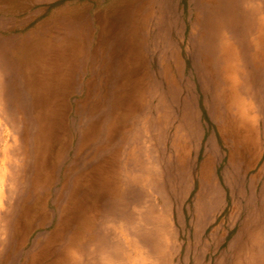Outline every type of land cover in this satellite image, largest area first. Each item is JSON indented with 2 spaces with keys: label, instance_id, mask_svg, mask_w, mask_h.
<instances>
[{
  "label": "rangeland",
  "instance_id": "1",
  "mask_svg": "<svg viewBox=\"0 0 264 264\" xmlns=\"http://www.w3.org/2000/svg\"><path fill=\"white\" fill-rule=\"evenodd\" d=\"M224 1L0 0V264H264V144L252 171L238 156L253 146L239 130L242 101L261 106L253 131L264 142V13L257 0H232L228 18ZM76 25L86 28L82 41L73 37L82 51L101 49L95 79L93 56L77 58L75 76L77 48L54 39ZM224 40L243 58L220 60ZM71 51L65 68L60 56ZM45 61L55 71L50 87ZM55 93L62 106L53 114ZM48 214L52 225L41 227ZM60 215L62 233L47 241ZM254 229L253 263L236 254Z\"/></svg>",
  "mask_w": 264,
  "mask_h": 264
},
{
  "label": "bare ground",
  "instance_id": "2",
  "mask_svg": "<svg viewBox=\"0 0 264 264\" xmlns=\"http://www.w3.org/2000/svg\"><path fill=\"white\" fill-rule=\"evenodd\" d=\"M229 1H232V0H225L224 1V4H225V6H226V12H227V14H226V16L228 17V18H230L229 16H230V12H232V11H230V9H231V5H230V3H229ZM234 1V0H233ZM246 1H248V3H252L254 0H246ZM257 1H259V3H258V5H259V7H260V13H261V11H262V13H264V0H257ZM244 4V3H243ZM235 5V4H234ZM219 7H220V5H219ZM234 7H236V6H234ZM202 10V9H201ZM241 10V9H240ZM243 10V9H242ZM241 10V11H242ZM257 10H258V7L256 8V7H253L252 5L251 6H249V9H248V12H250V14H251V16L254 18V16L256 15V13H257ZM245 11H247V10H245ZM256 11V12H255ZM255 12V13H254ZM253 13H254V15H253ZM247 14V13H246ZM210 15L211 14H209V17H210ZM240 15H241V13H240ZM239 15V16H240ZM233 15H231V17H232ZM100 18V17H99ZM217 18V17H216ZM227 18V19H228ZM233 19H235V17H232ZM230 19V21L229 22H232V20L233 19ZM72 19L74 20V22H76L75 24H81V22H82V20L79 18V15H75V16H73L72 17ZM210 19V18H209ZM264 19V18H263ZM205 20V19H204ZM216 21H219L218 19H216ZM223 22H225L224 20H222ZM208 22V21H207ZM250 22V21H249ZM211 23H213V22H211ZM219 23V22H218ZM215 25V24H214ZM226 25H227V23H226ZM250 25V24H249ZM238 25H236V27H237ZM263 26H264V22H263ZM209 27V26H208ZM214 27V26H213ZM220 27V26H219ZM227 27H229V26H227ZM216 28H218L217 26H216ZM85 27H84V25H82V26H79V25H76V27L75 28H72L71 29V31L70 32H57V34L54 36V39H58L59 37H60V35H63V37H67V38H71V43H73L74 45H75V48H77L74 52H73V54L75 53L76 54V57H75V59L78 61V62H76L77 63V65H76V63H75V70L74 69H72L73 70V73L75 74V76H77L78 75V73H79V71L81 70L80 68H77V67H80L81 66V68H82V65H81V63L79 62V60L77 59V58H79V59H81L80 57H83L84 55H88L89 56V54H86L84 51H82V48L80 49V47L78 46V42H74L73 41V37H79V39H81V41H82V38L84 37V31H85ZM142 29V28H141ZM215 29V28H214ZM223 29V28H222ZM233 29V28H232ZM210 30V29H209ZM215 30H217V29H215ZM236 30V29H235ZM69 31V30H68ZM214 31V30H213ZM235 32V31H234ZM138 33V32H137ZM228 33V32H227ZM208 34V33H207ZM225 34V33H224ZM238 34V33H237ZM211 35H214V34H211ZM218 35V34H217ZM107 36V35H106ZM238 36V35H237ZM240 36V35H239ZM244 36H246V35H244ZM263 36H264V34H263ZM132 37V36H131ZM136 37V36H135ZM200 37V36H199ZM209 37H210V35H209ZM217 37V36H216ZM243 37V36H242ZM66 38V39H67ZM133 38V37H132ZM233 38V37H232ZM255 38V37H254ZM61 39V38H60ZM131 39V38H130ZM207 39V38H206ZM206 39H204L205 41H206ZM235 39V38H234ZM244 39H245V37H244ZM102 40V39H101ZM132 40V39H131ZM202 40V39H201ZM241 40V39H240ZM58 41L59 40H55V43H56V45H54L53 47H56L57 46V44H58ZM110 41V40H109ZM42 42V41H41ZM52 42V41H51ZM246 42V41H245ZM244 42V43H245ZM70 43V44H71ZM100 43V42H99ZM107 43V42H106ZM105 43V44H106ZM199 43V42H198ZM104 44V43H103ZM122 44H125V43H122ZM157 44V43H156ZM208 44H209V42H208ZM26 45V44H25ZM24 45V46H25ZM31 45V44H30ZM41 45H43V43L41 44ZM45 45V44H44ZM102 45V44H101ZM217 45V44H216ZM243 45V44H242ZM242 45H240V46H242ZM18 46V45H17ZM38 46V45H37ZM85 46V45H84ZM208 46V45H207ZM263 46V45H262ZM86 47V46H85ZM101 47V46H100ZM107 47H109V44H108V46ZM106 47V48H107ZM201 47V46H200ZM246 47V46H245ZM32 48V47H31ZM50 48V47H49ZM64 48V47H63ZM66 48V47H65ZM87 48V47H86ZM103 48H105V47H103ZM142 48V47H141ZM207 48V47H206ZM222 48V50H221V55H220V57H219V59L220 60H224V62H230V60L233 58V57H237V56H242V54H237V52L235 51V49H234V47H233V44L231 43V42H229V41H226V40H224L223 41V46L221 47ZM237 48V47H236ZM240 48V47H239ZM88 49V48H87ZM95 49V48H94ZM97 49V48H96ZM201 49V48H200ZM202 49H205V48H202ZM214 44H212V46L210 47V54L211 55H209V58L208 59H211V57L214 55L213 54V52H214ZM261 49V48H260ZM61 50V49H60ZM59 50V51H60ZM106 50V49H105ZM104 50V51H105ZM107 50H108V48H107ZM110 50V49H109ZM217 50V49H216ZM101 52V49L100 48H98L97 49V51L96 52H94V55H91V56H93L91 59H89V60H91V63H90V67H91V71H92V75H93V79H95L96 77H97V75H98V72H97V64H98V62L99 61H97V59L98 58H103V56L101 55L102 53H100ZM127 51V50H126ZM207 51V50H206ZM205 50H204V53L206 52ZM209 51H208V53H209ZM106 52V51H105ZM110 52V51H109ZM260 52V51H259ZM218 53V52H217ZM59 54V53H58ZM57 54V55H58ZM63 55H61L60 56V61H61V64L65 67V68H67L68 66H69V63H68V61L70 60L69 59V56H72V51L70 52V53H65V52H63L62 53ZM257 54V53H256ZM23 55V54H22ZM56 55V54H55ZM65 55V56H64ZM208 55V54H207ZM18 56V55H17ZM91 56H89L88 58H90ZM218 56V55H217ZM251 56V55H250ZM23 57V56H22ZM27 58V57H26ZM57 58V57H56ZM242 58H243V56H242ZM253 58V57H252ZM15 59V58H14ZM38 59V58H37ZM37 61V60H36ZM52 61V60H51ZM53 61H54V59H53ZM215 61V60H214ZM50 62V61H49ZM48 61H45L44 63H45V65H46V71H45V82H46V84L50 87V86H52V84L54 85L55 84V80H54V78H53V76H52V74L55 72H53V73H51V69H50V66H51V63H49ZM84 62V61H83ZM128 62H129V59H128ZM262 62L264 63V56H263V58H262ZM138 63V62H137ZM252 65V64H251ZM24 66V65H23ZM21 67V66H20ZM73 67V68H74ZM202 67V66H201ZM26 68H29V67H26ZM241 69V68H240ZM22 70V69H21ZM25 70V69H24ZM23 70V71H24ZM77 70V71H76ZM253 70V69H252ZM20 71V70H19ZM22 71V72H23ZM27 71V70H26ZM75 71V72H74ZM105 71V70H104ZM43 72V71H42ZM99 72H100V70H99ZM107 72H108V70H107ZM255 71H253L252 73H254ZM264 72V71H263ZM110 73V72H109ZM112 73V72H111ZM201 73V72H200ZM44 74V73H43ZM107 74V73H106ZM242 74V73H241ZM33 75V74H32ZM31 75V77H33ZM259 75V74H258ZM106 76V75H105ZM239 76V75H238ZM240 77V76H239ZM17 78V77H16ZM23 78H24V76H23ZM210 78V77H209ZM241 78V77H240ZM250 78H251V76H250ZM18 79V78H17ZM33 79V78H32ZM243 79V78H242ZM252 79V78H251ZM1 80V79H0ZM98 80V79H97ZM238 80V79H237ZM240 80V79H239ZM94 81V80H93ZM132 81H134V80H132ZM254 81V80H253ZM252 81V82H253ZM16 82V81H15ZM25 82H26V80H25ZM71 80H68L67 81V83H65V86H66V84L68 85V86H70L71 85ZM101 82H103V80L101 81ZM128 83V82H127ZM212 83V82H211ZM17 85V84H16ZM24 85V84H23ZM30 85V84H29ZM104 85V84H103ZM18 86V85H17ZM122 87V86H121ZM18 88V87H17ZM32 88H33V86H32ZM90 88V87H89ZM243 88H244V86H243ZM255 88V87H254ZM261 88V87H260ZM4 89V88H3ZM15 89V88H14ZM210 89V88H209ZM240 89H242L241 87H240ZM19 90V89H18ZM39 91V90H38ZM105 91V90H104ZM247 91V90H246ZM257 91V90H256ZM37 92V91H36ZM40 92H42V91H40ZM248 92V91H247ZM259 92V91H258ZM257 92V93H258ZM27 93V92H26ZM35 93V92H34ZM38 93V92H37ZM67 93H70V92H67ZM249 93V92H248ZM16 94V93H15ZM36 94V93H35ZM40 94H42V93H40ZM241 94V93H240ZM68 95V94H67ZM37 96V94L35 95V97ZM87 96H88V94H87ZM249 96V95H248ZM14 97V96H13ZM31 97H33V96H31ZM34 98V97H33ZM42 98V97H41ZM89 98H90V94H89ZM251 99H252V97H250ZM15 99H17V98H15ZM85 99V98H84ZM49 100L50 101H48L49 102V110H50V112L51 113H56V110L58 111V108L59 107H61L62 105H61V102H60V100H61V95L60 94H58V93H55V94H53V95H50V98H49ZM248 100V99H247ZM13 101V100H12ZM32 101V100H31ZM87 101V100H86ZM16 102H18L17 100H16ZM246 102V101H245ZM83 103V102H82ZM241 103V102H240ZM248 103V102H247ZM33 104H34V101H33ZM86 104V103H85ZM242 106L240 107V116H241V120H242V127H240V132H241V134H242V139H243V141H245L246 143H247V146H249V144H250V141H251V139H250V136H251V134H252V132H253V121H252V119H251V109H250V107H248V105H246L243 101H242ZM260 104V103H259ZM28 105V104H27ZM35 105V104H34ZM61 105V106H60ZM251 105V104H250ZM79 107H81V104H79L78 105ZM187 106V105H186ZM27 107V106H26ZM25 107V108H26ZM108 107V106H107ZM191 107V106H190ZM34 108V107H33ZM36 108V107H35ZM186 108V107H185ZM25 110V109H24ZM107 110V109H106ZM36 111V110H35ZM109 111V110H108ZM158 112V111H157ZM134 113V112H133ZM259 113V112H258ZM60 114V113H59ZM103 114V113H102ZM102 114H100V115H102ZM135 114V113H134ZM62 116V115H61ZM189 116V115H188ZM21 117V116H20ZM106 117V116H105ZM61 118V117H60ZM94 118V117H93ZM184 118V117H183ZM190 118V117H189ZM21 119V118H20ZM22 120V119H21ZM47 126L49 125H51L52 124V122H51V118L50 117H48L47 119ZM55 120H57V119H55ZM90 120V119H89ZM100 120V119H99ZM118 120V119H117ZM187 120V119H186ZM34 121V120H33ZM259 121V120H258ZM88 122V121H87ZM119 122V121H118ZM36 123V122H35ZM57 123V122H56ZM105 123V122H104ZM103 123V124H104ZM107 123V122H106ZM87 124V123H86ZM108 124H110V123H108ZM126 124V123H125ZM16 125H17V123H16ZM37 125V124H36ZM100 125V124H99ZM114 125V124H113ZM187 125V124H186ZM259 125V124H258ZM33 126H35L34 125V123H33ZM58 126V125H57ZM110 126V125H109ZM189 126V125H188ZM230 126L231 125H229L228 127H227V129H228V131H231V129H230ZM102 127H104V125L102 126ZM112 127V126H111ZM259 128V127H258ZM16 129V128H15ZM227 129H225V131H227ZM257 129V128H256ZM49 127L47 128H45V127H42V129L40 130V134L41 135H45L44 136V138H45V140H46V143H48L51 139H50V133H49ZM64 131V130H63ZM98 131V130H97ZM96 131V132H97ZM103 131V130H102ZM110 131V130H109ZM254 131H255V129H254ZM51 132V131H50ZM72 132V131H71ZM256 133V132H255ZM55 134V133H54ZM72 134V133H71ZM103 134V133H102ZM57 135V134H56ZM74 135V134H73ZM105 135V134H104ZM77 136H78V134H77ZM57 138V137H56ZM74 138V137H73ZM122 138V137H121ZM54 140V139H53ZM99 140H101V138L99 139ZM119 140V139H118ZM79 141V140H78ZM86 142H87V140L85 139V138H81V140H80V145H79V153L86 147L85 145H86ZM102 142V141H101ZM135 142V141H134ZM51 144H52V142H50ZM104 143V142H103ZM102 143V144H103ZM188 144V143H187ZM21 145V144H20ZM33 145V144H32ZM251 145H252V143H251ZM52 145H50V147H51ZM93 146V145H92ZM113 146V145H112ZM137 146V145H136ZM140 146V145H139ZM118 147V146H117ZM186 147V146H185ZM21 148V147H20ZM23 148V147H22ZM31 148V147H30ZM71 148V147H70ZM95 148V147H94ZM101 148V147H100ZM140 148H142V147H140ZM249 148H251V146L249 147ZM117 149V148H116ZM187 149V148H186ZM190 149V148H189ZM20 150V149H19ZM31 150V149H30ZM54 150V149H53ZM75 150V149H74ZM94 150V149H93ZM108 150H110V149H108ZM107 150V151H108ZM32 151V150H31ZM98 151V150H97ZM17 152H18V150H17ZM111 152H113V151H111ZM121 151H119V153H120ZM240 152V151H239ZM39 153V152H38ZM116 153V152H115ZM28 154V153H27ZM18 155V154H17ZM20 155V154H19ZM84 155V154H83ZM110 155V154H109ZM28 156V155H27ZM89 156V155H88ZM100 156H101V154H100ZM238 156L240 157V161H242L243 162V164L246 166H248L249 164H250V160H251V157H249L250 155H249V153H247V154H245V155H241V154H238ZM99 158V157H98ZM132 158V157H131ZM45 159H46V157H45ZM27 160V159H26ZM80 160V159H79ZM120 160V159H119ZM46 161V160H45ZM64 161V160H63ZM101 161V160H100ZM81 162V161H80ZM102 162V161H101ZM100 162V163H101ZM82 164V163H81ZM96 164V163H95ZM99 164V163H98ZM104 165H105V163H103ZM31 165H32V163H31ZM52 165V164H51ZM89 165V164H88ZM208 165H210V163L208 164ZM43 166V165H42ZM41 166V167H42ZM126 166V165H125ZM128 166V165H127ZM136 166V165H135ZM29 167V166H28ZM27 167V168H28ZM103 168H104V166H102ZM207 167H209V166H207ZM30 168V167H29ZM33 169V168H32ZM40 169V168H39ZM86 169H87V167H86ZM98 169V168H97ZM83 170V169H82ZM82 170H80V171H82ZM47 171V170H46ZM49 171V170H48ZM101 171V170H100ZM118 171V170H117ZM32 172V171H31ZM44 172V171H43ZM97 172V171H96ZM120 172H121V170H120ZM48 173V172H47ZM87 173V172H86ZM98 173H99V171H98ZM97 173V174H98ZM119 173V172H118ZM56 174V173H55ZM77 174V173H76ZM75 174V175H76ZM124 174H126V173H124ZM233 174V173H232ZM33 175V174H32ZM38 175V174H37ZM40 175V174H39ZM49 175V174H48ZM74 175V176H75ZM87 175V174H86ZM99 175V174H98ZM135 175V174H134ZM96 176V175H95ZM116 176V175H115ZM234 176V175H233ZM247 176V175H246ZM51 177H53V176H51ZM130 177V176H129ZM235 177V176H234ZM47 178V174H46V177H41V176H38L36 179H35V181H34V183L35 184H39V183H42V180L43 181H45V179ZM81 178V177H80ZM123 178H125V177H123ZM132 178V177H131ZM138 178V177H137ZM89 179H91V176H90V174H88L87 176H85V177H83V180H84V182L86 181V183H84V184H82L83 186H87V184H90V180ZM96 179V178H95ZM104 179V178H103ZM115 179V178H114ZM121 179V178H120ZM70 181H71V179H69ZM111 180V179H110ZM116 180V179H115ZM136 180V178L133 180V181H135ZM46 181H48V180H46ZM45 181V182H46ZM105 181V180H104ZM125 182V181H124ZM131 182V181H130ZM82 183V182H81ZM104 183V182H103ZM109 182H107V184H108ZM118 183V182H117ZM140 183V182H139ZM126 184V183H125ZM131 184V183H130ZM26 185H28V184H26ZM120 185H121V183H120ZM120 185H119V187H120ZM129 185V184H128ZM136 185H137V183H136ZM239 186V185H238ZM25 187V186H24ZM69 187V186H68ZM36 188V187H35ZM34 188V189H35ZM46 189V188H45ZM44 189V190H45ZM70 189V188H69ZM121 189V188H120ZM26 190V189H25ZM43 190V191H44ZM48 190V189H47ZM125 190V189H124ZM34 191V190H33ZM127 191H128V189H127ZM58 192H59V190H58ZM235 192H236V190H235ZM44 193V192H43ZM68 193V192H67ZM66 193V194H67ZM31 194V193H30ZM33 194V193H32ZM124 194H126V193H124ZM38 195V194H37ZM80 196V199H79V201L80 200H82V196H83V192L81 191L79 194H78V197ZM115 196V195H114ZM128 196V195H127ZM26 197V196H25ZM34 197V196H33ZM54 197H55V195H54ZM78 197H77V199H78ZM255 197V196H254ZM115 198V197H114ZM117 198V197H116ZM214 198V197H213ZM238 198V197H237ZM28 199V198H27ZM31 200V199H30ZM55 200V199H54ZM53 200V201H54ZM47 201V200H46ZM261 201V200H260ZM263 201V200H262ZM31 202V201H30ZM52 202V201H51ZM117 202V201H116ZM97 203V202H96ZM130 203V202H129ZM128 203V204H129ZM31 203H29L28 204V206L30 205ZM102 204V203H101ZM132 204V203H131ZM261 205H262V203H260ZM49 205V204H48ZM31 206H32V204H31ZM133 206V205H132ZM213 206L216 208L217 206H218V202H217V199H216V202L213 204ZM49 207V206H48ZM26 208V207H25ZM124 208V207H123ZM247 208V207H246ZM33 209V208H32ZM48 209H50V208H48ZM59 209V208H58ZM96 209V208H95ZM108 209V208H107ZM113 209V208H112ZM197 209V208H196ZM220 209V208H219ZM263 209V208H262ZM261 209V210H262ZM24 210V209H23ZM26 211H27V209H25ZM94 210V209H93ZM105 211V210H104ZM104 211H103V213L102 214H104ZM121 211V210H120ZM199 211V210H198ZM30 212V211H29ZM95 212V211H94ZM93 212V213H94ZM119 212V211H118ZM124 212V211H123ZM130 212V211H129ZM198 213V212H197ZM24 215H25V213H23ZM99 214V213H98ZM120 214H121V212H120ZM199 214V213H198ZM17 215V214H16ZM28 216H29V214H27ZM125 215H129V214H125ZM1 216V215H0ZM7 216V215H6ZM12 216H13V214H12ZM12 216H11V218H12ZM130 216V215H129ZM253 216V215H252ZM256 216V215H255ZM26 217V216H25ZM53 217L54 216H52V214H48L47 215V221L46 222H44L42 225H40L41 227H44V226H47L52 220H53ZM91 217H92V215H91ZM105 217V216H104ZM104 217H103V219H104ZM107 217V216H106ZM110 217L112 218L113 216H111L110 215ZM124 216H122V218H123ZM247 217V216H246ZM9 218V217H8ZM27 218V217H26ZM125 218H127L126 216H125ZM255 218V217H254ZM263 218V217H262ZM21 220H22V218H20ZM102 219V220H103ZM11 220V219H10ZM66 218H65V216H62V215H60V217H58V219H57V222H56V229H55V231L53 232V233H51L50 235H48L47 237H46V239H47V241H51V240H53L54 238H56V237H58L61 233H62V230H63V226H64V224H65V222H66ZM89 220V219H88ZM158 220V219H157ZM163 220V219H162ZM248 220V219H247ZM258 220V219H257ZM7 221H8V219H7ZM151 221H153V220H151ZM255 221V220H254ZM249 222V221H248ZM3 223V222H2ZM159 222H157V224H158ZM19 224H21V222L19 223ZM254 224V223H253ZM258 224V223H257ZM257 224L255 223L254 225H256L257 226ZM260 224V223H259ZM258 224V225H259ZM50 225H52L51 223H50ZM49 225V226H50ZM159 225H162V224H159ZM249 225H250V222H249ZM248 225V226H249ZM90 226V225H89ZM100 226V225H99ZM157 226V225H156ZM24 227V226H23ZM22 227V228H23ZM158 227V226H157ZM22 228H20L21 230H23ZM25 228V227H24ZM55 228V227H54ZM71 228V227H70ZM161 228V227H160ZM27 229V228H26ZM67 229V228H66ZM89 229V228H88ZM91 229V228H90ZM96 229V228H95ZM123 229V228H122ZM162 229H163V227H162ZM161 229V230H162ZM54 230V229H53ZM73 230V229H72ZM85 230V229H84ZM132 230V229H131ZM112 231V230H111ZM156 231V230H155ZM157 231H158V229H157ZM247 231V230H246ZM246 231H244L245 233H246ZM254 232L252 233V234H250L249 236V239H248V242H246L247 243V245H244V247L243 248H241V250H239L238 251V254H236L237 255V257H240V254H243V253H247V261L248 262H251V261H253V256H252V254H250L251 253V250H254V247L256 246V245H258L259 244V241H257V237L256 236H254V234H255V232H256V230L254 229L253 230ZM263 231V230H262ZM10 232V231H9ZM87 232V231H86ZM8 233V232H7ZM66 233H67V230H66ZM69 233V232H68ZM95 233V232H94ZM97 233V232H96ZM155 233V232H154ZM158 233V232H157ZM156 233V234H157ZM247 234V233H246ZM249 234V233H248ZM15 235V234H14ZM69 235V234H68ZM88 235V234H87ZM243 235V234H242ZM241 235V236H242ZM65 236V235H64ZM148 237V236H147ZM151 237V236H150ZM62 239V238H61ZM157 240V239H156ZM263 240V239H262ZM147 241H148V239H147ZM153 241V240H152ZM242 241V240H241ZM244 241H246V240H244ZM149 242H151V241H149ZM243 242V241H242ZM238 243V242H237ZM9 244V243H8ZM65 244V243H64ZM67 244V243H66ZM65 244V245H66ZM74 244V243H73ZM79 244V243H78ZM34 245V244H33ZM64 245V246H65ZM83 245V244H82ZM239 245H242V243L241 244H239ZM263 245V244H262ZM40 246V245H39ZM78 246V245H77ZM33 247V246H32ZM58 247V246H57ZM242 247V246H241ZM248 247V248H247ZM262 248V247H261ZM16 249V248H15ZM246 249H248L249 251H247ZM246 250V251H245ZM7 251V250H6ZM21 251H22V249H21ZM80 252H81V250H80ZM254 252V251H253ZM6 253V252H5ZM79 253V252H78ZM237 253V252H236ZM27 254V253H26ZM5 255V254H4ZM57 255V254H56ZM60 255V254H59ZM227 255V254H226ZM8 256V255H7ZM55 256V255H54ZM95 256V255H94ZM19 257H20V255H19ZM29 256L27 255L26 256V258H25V261H27V260H29V258H28ZM75 257V256H74ZM34 258V257H33ZM78 258V257H77ZM76 258V259H77ZM242 258H243V256H242ZM40 259V257L38 258V260ZM256 259H257V256H256ZM34 260H36V259H34ZM52 260V259H51ZM244 260V259H243ZM246 260V259H245ZM261 260H263V259H261ZM2 264L4 263V264H16L17 263V261H18V258L17 259H8V258H2ZM77 261V260H76ZM241 261V260H240ZM256 261V260H255ZM33 262V261H32ZM36 262V261H35ZM237 262V261H236ZM24 263V262H23ZM34 263V262H33ZM46 263V262H45ZM235 263V262H234ZM253 263H254V261H253ZM100 264V263H99ZM239 264V263H238ZM241 264V263H240ZM244 264H246V263H244Z\"/></svg>",
  "mask_w": 264,
  "mask_h": 264
},
{
  "label": "crops",
  "instance_id": "3",
  "mask_svg": "<svg viewBox=\"0 0 264 264\" xmlns=\"http://www.w3.org/2000/svg\"><path fill=\"white\" fill-rule=\"evenodd\" d=\"M3 20L4 21H8V20H5V19H3ZM11 20H13V19H11ZM11 20H9V21H11ZM26 21L24 22V24L22 26L26 25ZM0 53H1L0 55H3L4 54V49L2 50V48H0ZM1 58H3V57L0 56V59ZM261 98L263 99V101H262V105H263L264 104V95H262ZM260 102H261V100H260ZM248 107H250L251 112H252L251 113V119H252L253 123H255V118H256L257 121L259 119V114L261 113V106L257 107V110H258L259 113L256 112V108H255L254 105H252V106L248 105ZM259 121H260V119H259ZM252 134L254 136L251 135L250 139H251V141H253V143H252L253 146H251V147H254L253 150H251V148H242V149L239 150L240 151L239 154L245 155V154L249 153V155H250L249 157H251L250 164L247 167H245L246 171L254 170V168H255V166H256V164L258 162L259 156H260V150H261V148H262V146L264 144V142L261 141L262 139L260 138L259 135L256 136L255 135L256 133L254 131L252 132Z\"/></svg>",
  "mask_w": 264,
  "mask_h": 264
}]
</instances>
